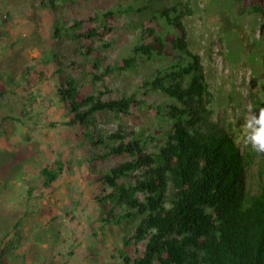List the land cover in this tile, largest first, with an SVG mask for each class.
<instances>
[{
    "label": "trees",
    "instance_id": "obj_1",
    "mask_svg": "<svg viewBox=\"0 0 264 264\" xmlns=\"http://www.w3.org/2000/svg\"><path fill=\"white\" fill-rule=\"evenodd\" d=\"M243 1L250 13L264 18V0ZM156 3L17 0L33 9L36 26L48 17L55 46L34 73L32 66L25 67L22 53L9 59L0 53L5 75L0 80V137L9 119L26 122L27 105L17 102L10 88L26 74L32 81L47 80L52 65L50 76L66 107L63 125L95 174L89 180L92 223L103 233L108 227L124 232L116 264H264V190L245 187L251 155L242 153L239 138L214 116V95L200 56L190 49L185 13L178 6L155 10ZM12 10L3 15L0 9V20L6 23ZM119 17L133 38L129 53L115 58L111 54L123 39ZM163 26L176 31L170 41ZM9 34L0 31V44H9ZM142 60L167 61L144 85L172 103L153 107L136 95L117 96L109 87L114 74L137 70ZM251 99L255 110L264 108L258 91H251ZM134 109L152 113L158 127L137 130L129 122ZM20 157L0 153L5 186ZM64 170L61 160L41 169L43 189L53 188ZM21 226V218L0 221V264L30 263L29 252L22 250L27 237L18 231Z\"/></svg>",
    "mask_w": 264,
    "mask_h": 264
},
{
    "label": "rangeland",
    "instance_id": "obj_2",
    "mask_svg": "<svg viewBox=\"0 0 264 264\" xmlns=\"http://www.w3.org/2000/svg\"><path fill=\"white\" fill-rule=\"evenodd\" d=\"M16 1L0 0L3 15L13 8V16L6 23L0 20V31L9 32L7 39H11L9 44L1 42L0 53L7 59L22 53L25 67L32 66L34 73L35 68L43 66L45 52L55 46L53 25L45 15L36 26L31 20L33 9L27 4L17 5ZM173 6L185 13L187 40L204 65L214 95L216 120L239 138L242 153L251 155L245 187L254 193L263 191L264 153L243 145L242 125L249 105L255 110L251 91H258L264 102V18L250 13L243 0H157L154 9ZM125 22L124 17L118 18L123 39L111 54L115 58L129 53L133 36ZM161 32L168 41L176 36L170 26H163ZM166 62L142 60L139 69L114 74L109 87L117 96L136 95L153 107H165L172 100L160 92L148 93L144 82L152 79ZM53 71L55 67L49 65L48 79L43 81H32V74L18 77V85L10 88L16 91L15 100L27 105L23 107L27 116L25 124L9 119L5 135L0 137V153L10 151L22 159L9 171L7 186L0 180V221L11 218L15 223L21 218L18 231L26 234L22 250L29 252L25 253L29 264H48V259H54L56 264H116V248L124 232L120 227H108L103 233L98 223H92L94 204L89 180L95 174L63 125L66 107L59 101L50 76ZM4 77L1 71L0 80ZM129 122L137 130H154L159 123L152 113L137 109ZM59 160L64 162L63 174L53 188L43 189L40 170Z\"/></svg>",
    "mask_w": 264,
    "mask_h": 264
},
{
    "label": "clouds",
    "instance_id": "obj_3",
    "mask_svg": "<svg viewBox=\"0 0 264 264\" xmlns=\"http://www.w3.org/2000/svg\"><path fill=\"white\" fill-rule=\"evenodd\" d=\"M242 128L243 145L250 147L253 151L264 153V108L253 110L249 105Z\"/></svg>",
    "mask_w": 264,
    "mask_h": 264
}]
</instances>
